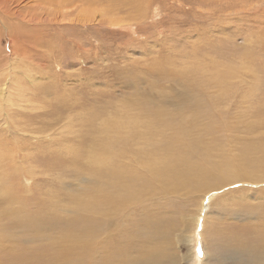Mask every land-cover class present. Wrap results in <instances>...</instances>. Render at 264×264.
<instances>
[{
	"label": "rangeland",
	"instance_id": "obj_1",
	"mask_svg": "<svg viewBox=\"0 0 264 264\" xmlns=\"http://www.w3.org/2000/svg\"><path fill=\"white\" fill-rule=\"evenodd\" d=\"M138 2L141 8L120 0L116 6L107 0L96 2L101 12L97 24L88 22L85 28L73 31L50 29L41 39L46 45L40 42L47 46L46 50L40 46L29 53L28 67L19 69L18 75L15 73L20 95L15 94L14 101L20 105L0 107L11 116L9 122L0 117V169L11 171L2 182V190L10 188L18 195V201L0 199V230L5 231L4 243H0L1 264L21 258L38 264H76L80 256H85L88 264H94V250L88 258L83 247L87 239H71L73 233L58 223L71 220L76 210L60 207L74 200V196L86 198L85 193L93 190L94 183L87 179L93 173L91 162L97 156L100 139L109 131L106 125L150 123L152 116L142 101L174 114V105L166 103L165 98L175 103L185 87L199 92L201 99H209L210 114L206 120L192 110L183 112L182 119L198 116L197 125H264V0ZM67 23L69 17L65 16L62 24ZM73 36L74 46L69 42ZM12 45L6 35L0 38L1 72L11 56V48L14 51L18 42ZM49 49L52 55L47 53ZM42 65L47 70L40 69ZM7 73H2V79ZM25 74L34 80L43 78L42 85L50 88L46 96L44 86L24 81ZM11 77L8 73V78ZM22 95L36 102L26 104L21 101ZM77 150L82 157L74 160ZM17 151L20 173L12 169ZM58 156L61 161L57 166L44 167L45 162ZM187 160L185 155L183 159L175 156L177 169ZM188 178L186 194L192 179ZM245 185H235L219 197L243 191L244 194H234L235 198L263 205L264 201H256L258 195L252 187ZM214 196H209V200ZM228 196H224L225 201L213 204L209 224L219 225V220H226L225 229L229 231L241 224L258 230L264 227L261 218L232 219L225 215L222 208L235 200ZM53 199L60 201L59 207L53 205ZM206 199L202 213L208 210ZM44 201L40 212L45 213L46 224L34 228L28 223L32 224L30 216L39 211ZM175 203L179 206L175 217L183 230L192 216L197 215L195 210L202 206L183 199ZM202 222L197 230L191 228L188 246L171 234L170 243L163 245L170 260L163 264H201L206 258L208 264H241L236 261L238 256L225 253L224 249H215L208 257L209 245L213 243L205 242V230L202 238ZM89 240L93 244L97 238Z\"/></svg>",
	"mask_w": 264,
	"mask_h": 264
},
{
	"label": "bare ground",
	"instance_id": "obj_2",
	"mask_svg": "<svg viewBox=\"0 0 264 264\" xmlns=\"http://www.w3.org/2000/svg\"><path fill=\"white\" fill-rule=\"evenodd\" d=\"M95 1L101 4V0H0V38L6 35L11 46L18 42L14 51L13 48L10 50L11 56L4 64L6 68H1L4 69L2 72L0 70V107L20 105L14 101L15 94L20 95L17 86L20 82L15 81V73L18 75L21 71L19 69L28 67L26 59H29V53L42 46L41 39L48 35L50 29L63 28L73 31L85 28L88 22L96 23L101 17V12ZM107 1L115 6L119 3V0ZM120 1L124 4L133 3L138 8L142 6L138 0ZM65 16L69 17V23L62 24ZM74 38L73 36V39L69 40L73 46L76 44ZM50 42L53 43V40ZM45 47L47 46L43 48ZM52 49L53 52L54 47ZM47 53L53 54L50 49ZM40 69L47 70V67L42 65ZM5 71L11 73V79L8 78V73L2 79V73H6ZM31 78L25 74L24 81L39 87L44 86L43 78ZM43 88L45 95L50 88L49 85ZM197 94L199 92L194 93L184 87L183 92L175 98L176 101L173 100L175 103L165 98L166 103L174 105V114L161 106L154 107L153 103L142 101L152 116V122L149 120L151 124L106 125L109 131L100 139L97 156L91 162L93 173L87 179L94 183L93 190L85 193L86 198L74 196V200L69 203H62L60 208L67 211L74 208L77 215L75 217L74 214L69 221L58 222L73 233L71 239H87L83 247L88 258L94 250V264H163L170 260L163 245L170 243L171 234L174 233L179 241L184 240L188 246L187 239L193 232L191 228L197 230L203 220L204 229L200 232L202 238L205 230V242L209 243L211 240L213 243L209 245L208 257L215 249H224L225 253L238 256L236 261L241 264H264V227L258 230L241 224L229 231L225 229L226 220H219V225L214 222L209 224L213 204L225 201L224 196L228 195L235 200L222 208L225 215L232 219L245 216H248V219H264V203L253 205L248 201L243 202L244 199L235 198L236 194H244L243 191H232L219 197L220 193L231 190L235 185L247 184L258 195L256 201H264V125H197L198 116L182 119L183 112L192 110L199 117L209 119V99H201ZM22 97L21 101L26 104L31 101L33 104L34 100L23 95ZM58 100L62 102L60 98ZM4 109L0 108L1 120L9 122L11 116L6 114ZM39 118L42 116L39 115ZM23 132L26 133L24 130ZM58 155L62 156L59 153ZM183 155L188 160L183 161L181 169H177L174 157L183 159ZM17 156L18 151L15 154L16 159H13L15 161L12 169L20 173L21 170L17 167L20 157ZM59 156L45 162L44 167L52 169L57 166L61 161ZM81 157L79 150L73 155L74 160ZM6 175L10 176L11 171L0 169V199L10 198V201H18V195H14L16 192H11L10 188L2 190ZM188 177L193 180L188 183L190 190L186 194L185 183ZM198 194H201L200 197ZM209 196H214V199L209 200ZM177 199L202 206L195 210L197 215L192 216L191 222L187 223L183 230L175 217L176 210L179 209L175 203ZM205 199L209 201V211L202 213ZM53 200V205L59 207L60 201ZM44 204L45 201L39 211L30 216L33 217L32 224L28 223L34 228L46 224L43 216L45 213L40 212ZM237 211L241 214L235 213ZM95 237L97 241L92 244L89 239L94 240ZM4 238L5 231L1 229L0 243H4ZM187 252L189 253V247ZM208 262L209 259L206 258L201 264ZM7 264L38 263H29L21 258ZM76 264H88L86 257L80 256Z\"/></svg>",
	"mask_w": 264,
	"mask_h": 264
}]
</instances>
